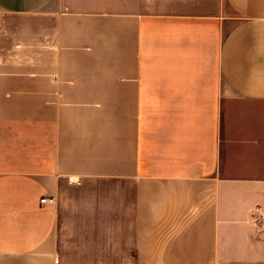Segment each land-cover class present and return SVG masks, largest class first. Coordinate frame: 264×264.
<instances>
[{
	"label": "crops",
	"instance_id": "obj_1",
	"mask_svg": "<svg viewBox=\"0 0 264 264\" xmlns=\"http://www.w3.org/2000/svg\"><path fill=\"white\" fill-rule=\"evenodd\" d=\"M258 207L264 0H0V264H264Z\"/></svg>",
	"mask_w": 264,
	"mask_h": 264
},
{
	"label": "built area",
	"instance_id": "obj_2",
	"mask_svg": "<svg viewBox=\"0 0 264 264\" xmlns=\"http://www.w3.org/2000/svg\"><path fill=\"white\" fill-rule=\"evenodd\" d=\"M53 204L54 199L43 198L41 200V204ZM251 221L255 225H264V217L262 215V208L258 207L255 211H253L251 215Z\"/></svg>",
	"mask_w": 264,
	"mask_h": 264
}]
</instances>
